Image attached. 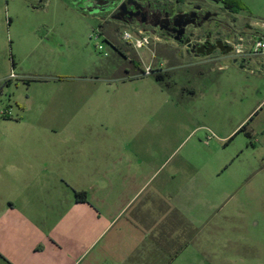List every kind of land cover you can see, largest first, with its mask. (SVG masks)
Listing matches in <instances>:
<instances>
[{
    "label": "rangeland",
    "instance_id": "1",
    "mask_svg": "<svg viewBox=\"0 0 264 264\" xmlns=\"http://www.w3.org/2000/svg\"><path fill=\"white\" fill-rule=\"evenodd\" d=\"M83 1L0 0V163L7 151L17 157L10 165L40 170L32 148L130 147L135 166L165 164L161 176L175 172L181 186L194 177L197 254L180 264H264V68L256 57L241 68L153 43L125 45L141 61L126 73L107 39L119 47L124 30L137 31H106L104 15ZM227 1L264 37V0ZM148 66L154 73L143 75ZM75 84L86 86L80 95ZM8 166L0 165V206L29 191L43 197L46 188L28 191Z\"/></svg>",
    "mask_w": 264,
    "mask_h": 264
},
{
    "label": "crops",
    "instance_id": "2",
    "mask_svg": "<svg viewBox=\"0 0 264 264\" xmlns=\"http://www.w3.org/2000/svg\"><path fill=\"white\" fill-rule=\"evenodd\" d=\"M257 38L264 40L261 33ZM256 58L264 68V54ZM74 86L77 95L86 87ZM80 134L68 131L72 139ZM30 150L41 157L40 170L37 163L24 169L10 165L17 157L7 151L0 163L9 165L12 179L28 191L46 188L43 197L29 191L0 206V264H180L197 254L194 177L181 186L175 172L161 176L165 164L135 166L130 147ZM24 171L25 179L20 177ZM78 192L87 193L85 202L78 201ZM45 213L47 225H39Z\"/></svg>",
    "mask_w": 264,
    "mask_h": 264
},
{
    "label": "flooded vegetation",
    "instance_id": "3",
    "mask_svg": "<svg viewBox=\"0 0 264 264\" xmlns=\"http://www.w3.org/2000/svg\"><path fill=\"white\" fill-rule=\"evenodd\" d=\"M89 11L103 14L104 28L119 24L142 31L152 38L150 45L159 44L162 52L183 58L184 54L201 62L229 59L235 65L252 61V56L236 52L240 42L252 43L260 33L243 23L227 0H84ZM248 38V40H246ZM119 47L110 43L125 61L124 72L134 70V51L119 39ZM228 47L234 50L227 53ZM237 60V63L234 61ZM161 72V71H160ZM158 72V73H160ZM160 75V74H157ZM163 79L162 75H160Z\"/></svg>",
    "mask_w": 264,
    "mask_h": 264
},
{
    "label": "built area",
    "instance_id": "4",
    "mask_svg": "<svg viewBox=\"0 0 264 264\" xmlns=\"http://www.w3.org/2000/svg\"><path fill=\"white\" fill-rule=\"evenodd\" d=\"M122 39L124 42L133 47L136 51L140 49H145L150 46L152 38L142 31H137L136 33L131 30H124L122 32ZM103 46H99V50H103ZM237 54L241 56H252L258 57L264 54V40L261 38L255 39L252 43L240 42L235 47ZM161 70L162 64L159 66ZM143 75H151L154 73L152 66L145 67ZM12 77H15V74H11Z\"/></svg>",
    "mask_w": 264,
    "mask_h": 264
},
{
    "label": "trees",
    "instance_id": "5",
    "mask_svg": "<svg viewBox=\"0 0 264 264\" xmlns=\"http://www.w3.org/2000/svg\"><path fill=\"white\" fill-rule=\"evenodd\" d=\"M237 6H235V4H233V10L234 12H236L237 10ZM134 65L136 66L135 70H141V61L139 60V58L137 56H134ZM156 78L158 80H161L160 75H156ZM245 130V126H243L240 131ZM76 197L78 199V201L81 202H85L87 200V193L86 192H78L76 193Z\"/></svg>",
    "mask_w": 264,
    "mask_h": 264
},
{
    "label": "water",
    "instance_id": "6",
    "mask_svg": "<svg viewBox=\"0 0 264 264\" xmlns=\"http://www.w3.org/2000/svg\"><path fill=\"white\" fill-rule=\"evenodd\" d=\"M233 50H234L233 47H228L227 50H226V52H227V53H230V52H232ZM234 63H237V60H235ZM242 68H243V67H242Z\"/></svg>",
    "mask_w": 264,
    "mask_h": 264
}]
</instances>
